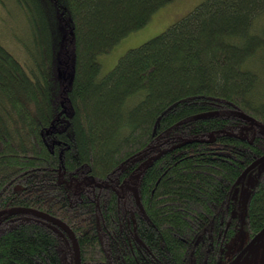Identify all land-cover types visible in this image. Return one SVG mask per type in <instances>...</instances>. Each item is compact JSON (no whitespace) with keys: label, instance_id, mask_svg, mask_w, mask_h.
Listing matches in <instances>:
<instances>
[{"label":"trees","instance_id":"1","mask_svg":"<svg viewBox=\"0 0 264 264\" xmlns=\"http://www.w3.org/2000/svg\"><path fill=\"white\" fill-rule=\"evenodd\" d=\"M10 1L0 210L64 220L82 264L230 263L264 228V0H204L105 75L98 55L169 0ZM0 264H76L73 241L10 210Z\"/></svg>","mask_w":264,"mask_h":264},{"label":"rangeland","instance_id":"2","mask_svg":"<svg viewBox=\"0 0 264 264\" xmlns=\"http://www.w3.org/2000/svg\"><path fill=\"white\" fill-rule=\"evenodd\" d=\"M0 1V36L6 41L5 43L15 48L16 45L9 43L13 35L18 33L17 25V9L10 0ZM204 0H169L155 11L146 25L130 32L124 36L117 44H115L109 51L102 52L98 55V60L101 63V75L107 74L117 64L118 60L130 48L137 47L143 44L152 37L165 31L170 25L180 20L191 12L197 5ZM10 23L12 24L10 26ZM10 27V28H9ZM15 38V37H13ZM12 42V41H11ZM13 46V47H12ZM18 48H16L17 50ZM263 164H261L260 169ZM260 171V170H259ZM259 173V172H258ZM257 174H244L242 182L244 184L237 189V197L239 198V210L242 214L246 212V206L250 195L251 186L256 181ZM238 239L245 242V235L238 234ZM241 243V245H242ZM240 264H264V239L254 245L246 257L243 258Z\"/></svg>","mask_w":264,"mask_h":264},{"label":"water","instance_id":"3","mask_svg":"<svg viewBox=\"0 0 264 264\" xmlns=\"http://www.w3.org/2000/svg\"><path fill=\"white\" fill-rule=\"evenodd\" d=\"M264 160V156L258 158L255 162L254 165L262 162ZM10 210H24V211H29V212H34L37 213L41 216H44L45 218L51 220L53 223L57 224L58 226L62 227L70 236V238L73 241L74 245V251H75V260L76 264H82V259H81V250H80V245L78 238L73 231V229L62 219L50 215L44 211L35 209V208H29V207H22V206H16V207H7L5 209L0 210V218ZM264 238V228H262L249 242L244 246V248L234 257V259L228 263V264H240L243 258L248 254V252L251 250V248L256 245L258 242H261Z\"/></svg>","mask_w":264,"mask_h":264},{"label":"flooded vegetation","instance_id":"4","mask_svg":"<svg viewBox=\"0 0 264 264\" xmlns=\"http://www.w3.org/2000/svg\"><path fill=\"white\" fill-rule=\"evenodd\" d=\"M264 239V238H263Z\"/></svg>","mask_w":264,"mask_h":264}]
</instances>
